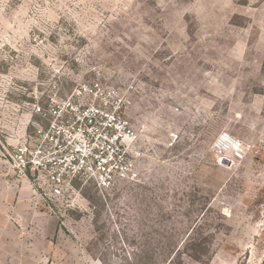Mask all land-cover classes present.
Returning a JSON list of instances; mask_svg holds the SVG:
<instances>
[{"label":"rangeland","instance_id":"obj_1","mask_svg":"<svg viewBox=\"0 0 264 264\" xmlns=\"http://www.w3.org/2000/svg\"><path fill=\"white\" fill-rule=\"evenodd\" d=\"M97 70L146 159L50 203L86 264H264V0H0V132H30L36 91ZM223 130L245 160L216 155Z\"/></svg>","mask_w":264,"mask_h":264},{"label":"built area","instance_id":"obj_2","mask_svg":"<svg viewBox=\"0 0 264 264\" xmlns=\"http://www.w3.org/2000/svg\"><path fill=\"white\" fill-rule=\"evenodd\" d=\"M35 93L31 106L38 119L31 122V131L0 132V146L8 169L31 179L50 207L75 193L76 182L91 180L105 195L140 178L146 155L129 116L131 100L101 70L68 92L55 81L42 96ZM178 138L176 131L170 132L169 145ZM213 150L232 164L245 160L248 152L245 142L226 130L217 135Z\"/></svg>","mask_w":264,"mask_h":264},{"label":"crops","instance_id":"obj_3","mask_svg":"<svg viewBox=\"0 0 264 264\" xmlns=\"http://www.w3.org/2000/svg\"><path fill=\"white\" fill-rule=\"evenodd\" d=\"M0 264H86L81 244L32 180L19 178L8 169V157L1 146Z\"/></svg>","mask_w":264,"mask_h":264},{"label":"water","instance_id":"obj_4","mask_svg":"<svg viewBox=\"0 0 264 264\" xmlns=\"http://www.w3.org/2000/svg\"><path fill=\"white\" fill-rule=\"evenodd\" d=\"M224 162H226V163H229V162H228V161H226V160H225Z\"/></svg>","mask_w":264,"mask_h":264}]
</instances>
